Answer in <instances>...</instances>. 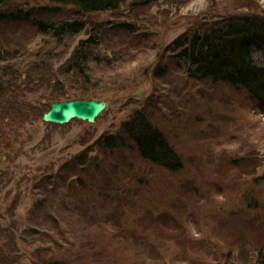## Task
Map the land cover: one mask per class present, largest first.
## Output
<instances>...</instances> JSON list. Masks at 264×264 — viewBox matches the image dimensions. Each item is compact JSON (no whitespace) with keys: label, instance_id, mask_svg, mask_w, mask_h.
<instances>
[{"label":"rangeland","instance_id":"obj_1","mask_svg":"<svg viewBox=\"0 0 264 264\" xmlns=\"http://www.w3.org/2000/svg\"><path fill=\"white\" fill-rule=\"evenodd\" d=\"M44 4L55 5L3 0L0 11ZM58 8L60 17H76L71 6ZM258 12L264 15V0H144L129 2L119 16L104 15L136 22L141 38L126 39L128 60L106 73L117 84L101 83L98 91L107 107L94 124L78 119L45 123V98L25 88L20 67L26 57L11 61L7 55L0 74L9 81L5 74L10 67L20 68L12 85L24 109L20 116L13 113L19 122L10 127L14 121L3 120L0 107V127H5L0 128V264H237L247 250L249 261L254 260L264 247V209L246 210L240 193L255 174H264V116L242 90L192 82L173 63L169 46L205 24ZM89 30L57 45L29 34V26H19L16 33L3 24L0 50L10 48L3 45L16 34L33 37L31 53L49 48L66 56L88 38ZM34 58L31 65L38 62ZM131 60L137 62L136 70ZM158 66L166 68V76L153 74ZM139 109L178 147L186 162L180 172L156 168L132 148L106 152L96 146ZM83 152L88 156L84 169L78 166L65 181L72 180L73 187H50L43 174H57L62 164ZM260 198L264 207V186Z\"/></svg>","mask_w":264,"mask_h":264},{"label":"trees","instance_id":"obj_2","mask_svg":"<svg viewBox=\"0 0 264 264\" xmlns=\"http://www.w3.org/2000/svg\"><path fill=\"white\" fill-rule=\"evenodd\" d=\"M39 1L55 5L25 7L27 9L13 5L5 8L0 11V30L3 24L9 25L16 33L19 32V26H29V34L41 35L44 42L49 43V40L45 41L49 38L56 41L57 45H66L67 40L90 27L88 38L81 39L75 48L64 56V52L49 48L44 50L39 48L37 52L31 53L29 48L36 45L33 37L27 39L12 34L16 38L7 37V45L3 47L10 46V48L0 50V62L6 61L7 55L11 56V61L26 57L20 67L25 73V88L39 91L38 97L45 98L47 110L50 103L63 100H105L102 99L103 92H99L98 89L102 87V82L106 86L117 84V81L112 80V76L108 79L105 77L109 70H115L120 66H116L117 62L124 63L123 61L128 60L126 56L128 47L123 46L125 40L135 42L134 39H139L141 36L136 22L107 19L104 15L119 16L129 2L142 4L144 0ZM2 2L3 0H0V4ZM59 5L71 6L76 17H60L59 14L63 11L62 8H58ZM14 26H17L18 32ZM7 34L10 33L7 31ZM169 49L173 63L178 68H183L192 82L225 84L233 89L242 90L253 102L256 112L264 116V15L260 12L223 18L205 24L199 29L187 31L174 39ZM32 55L38 61L35 65L28 62ZM115 56H118L117 60ZM54 63H58L56 68L53 66ZM135 64L137 65V62L131 60V65ZM20 68L17 69L14 65L10 67L5 74L6 77L9 75V81L3 78V73L0 74V107L4 109L3 120L8 117L10 121L11 119L14 121L10 127L19 122L13 113L20 116L24 109V105L20 104L13 94L12 85L21 75ZM166 72L164 66H158L153 70V74L157 77L166 76ZM129 81L131 86L133 80L129 79ZM135 88L140 89L137 84ZM8 95L11 97L9 98ZM5 101H8V104ZM151 117L146 110H136L122 123L118 132L101 136L96 141V146L106 152H112L117 148H132L142 159L156 168L172 174L180 172L186 163L183 155ZM22 122H26V118L22 119ZM3 133L9 134L8 129L3 130ZM2 140L3 136L0 135V142ZM253 156L249 155L248 159L252 160ZM87 162L88 156L83 152L62 164L57 174L44 173L43 177L49 180L50 187L62 183L63 187L70 189L73 187V181H65L74 176L72 171L77 170L78 166L84 169ZM254 176L251 183H246L249 188L246 186L240 197L246 210L260 211L264 209L260 198L264 186V174L257 173ZM258 189L260 191H257ZM41 203L40 206L43 205ZM179 242L180 240L178 244ZM242 242L244 245L247 243ZM248 251L250 250L243 252L246 255H242L244 261L241 259L242 261L237 264H264V247L259 248L252 261H249ZM231 256L232 251H229L227 258L230 259ZM50 264L68 263L58 260Z\"/></svg>","mask_w":264,"mask_h":264},{"label":"water","instance_id":"obj_3","mask_svg":"<svg viewBox=\"0 0 264 264\" xmlns=\"http://www.w3.org/2000/svg\"><path fill=\"white\" fill-rule=\"evenodd\" d=\"M107 107L105 100H72L53 102L44 113L43 121L52 124H67L74 119L94 124Z\"/></svg>","mask_w":264,"mask_h":264}]
</instances>
